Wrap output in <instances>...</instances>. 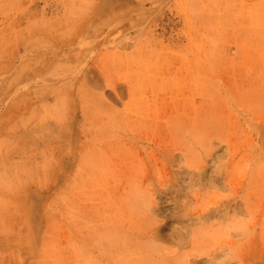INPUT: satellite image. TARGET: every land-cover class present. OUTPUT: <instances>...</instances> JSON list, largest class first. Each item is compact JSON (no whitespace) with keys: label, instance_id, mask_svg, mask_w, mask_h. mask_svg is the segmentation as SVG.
<instances>
[{"label":"rangeland","instance_id":"rangeland-1","mask_svg":"<svg viewBox=\"0 0 264 264\" xmlns=\"http://www.w3.org/2000/svg\"><path fill=\"white\" fill-rule=\"evenodd\" d=\"M0 264H264V0H0Z\"/></svg>","mask_w":264,"mask_h":264}]
</instances>
